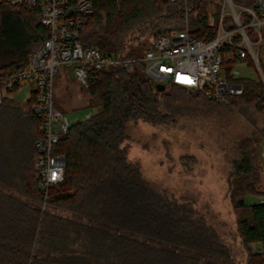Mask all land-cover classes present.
Wrapping results in <instances>:
<instances>
[{
	"label": "trees",
	"instance_id": "16d2710c",
	"mask_svg": "<svg viewBox=\"0 0 264 264\" xmlns=\"http://www.w3.org/2000/svg\"><path fill=\"white\" fill-rule=\"evenodd\" d=\"M74 1V0H70ZM223 0H92L93 12L79 27L78 41L103 53L140 57L159 33L184 26L197 39H210L207 24L213 7L216 19ZM252 6L253 0H232ZM0 12H16L24 31L12 60L0 68L25 65L48 37L37 10L0 2ZM225 18V22L228 21ZM241 22H245L244 15ZM236 58L227 61L225 70ZM254 65L248 57L243 59ZM144 62L88 69V106H97L85 120L70 124L55 152L65 157L63 180L43 202L33 169L34 140L40 120L30 94L23 109L5 97L0 105V264H235L232 249L186 198L156 190L143 177L138 162L123 144L131 122L165 125L198 106L220 104L198 91L169 83L157 91L144 73ZM243 88L227 98L235 108L264 107L261 79L229 78ZM188 93H187V92ZM57 108L58 105L55 101ZM264 135V134H263ZM251 151L241 148L227 179V193L242 208L236 238L244 264H264V203H246L256 193L258 173ZM65 212L67 215L52 210ZM256 244L262 252H252Z\"/></svg>",
	"mask_w": 264,
	"mask_h": 264
},
{
	"label": "built area",
	"instance_id": "2783aa9c",
	"mask_svg": "<svg viewBox=\"0 0 264 264\" xmlns=\"http://www.w3.org/2000/svg\"><path fill=\"white\" fill-rule=\"evenodd\" d=\"M0 2L37 10V21L49 33L29 55L25 65L0 68V105L11 92H18L25 85L30 88L29 95H34L30 109L40 120V134L34 140L33 169L41 190L42 209L46 206L50 189L63 180L65 157L55 152V146L71 124L55 105V82L60 67H69L76 82L86 87L89 68L127 66L140 60L145 64L144 73L154 83L165 86L173 83L226 105L228 97L243 93L241 85L229 81V78L240 77V71L232 67L227 73L226 62L248 57L256 63L264 28V0H253L252 6L223 0L218 19L207 16L208 26L216 28L214 37L207 40L195 38L185 18L183 27L157 34L142 56L127 57L103 53L97 47L84 46L78 41L79 27L93 12L92 0ZM226 14L230 16V22H225ZM242 15L245 17L243 23ZM261 145L264 162V136ZM260 202L264 203V199ZM253 245L255 252H262L256 244Z\"/></svg>",
	"mask_w": 264,
	"mask_h": 264
},
{
	"label": "rangeland",
	"instance_id": "374dc122",
	"mask_svg": "<svg viewBox=\"0 0 264 264\" xmlns=\"http://www.w3.org/2000/svg\"><path fill=\"white\" fill-rule=\"evenodd\" d=\"M212 9L210 6V12L206 14L216 19ZM226 17L230 22V16L226 14ZM23 37L24 31L16 12H0V67L13 59L16 46ZM233 67L240 71L241 77L261 79L264 85V28L257 62L247 65L246 61L239 59ZM61 71L68 79H61ZM55 85L59 109L71 123L85 120L97 111V106H88L89 97L72 79L69 67L59 68ZM29 92L30 88L25 85L20 91L11 92L9 97L25 109ZM126 132L128 139L123 144L128 158L139 163L143 177L158 191L177 199H189L207 223L230 245L235 264H244L245 253L236 238V221L243 209L235 207L237 198L230 200L227 179L241 148L247 147L254 154L252 163L258 173V182L256 193L244 196V200L253 203L264 199V162L261 156L264 107L258 110L254 106L241 109L218 104L198 106L192 109L191 114L165 125L131 122ZM45 209L48 208L45 206L42 210ZM52 211L67 215L57 209ZM250 250L255 252L253 244Z\"/></svg>",
	"mask_w": 264,
	"mask_h": 264
},
{
	"label": "crops",
	"instance_id": "0c3cea01",
	"mask_svg": "<svg viewBox=\"0 0 264 264\" xmlns=\"http://www.w3.org/2000/svg\"><path fill=\"white\" fill-rule=\"evenodd\" d=\"M61 79H68V77L66 76V73L64 72V71H61ZM72 79H74L73 78V76H72ZM74 81H76L75 79H74ZM56 86V85H55ZM80 89L82 90L83 89V86H81L80 85ZM84 92V91H83ZM57 87H55V101H56V103H57V105L60 103V101L58 100V98H57ZM59 102V103H58ZM62 103V102H61ZM58 107H59V105H58ZM258 246V245H257ZM259 247V246H258Z\"/></svg>",
	"mask_w": 264,
	"mask_h": 264
},
{
	"label": "water",
	"instance_id": "95a60500",
	"mask_svg": "<svg viewBox=\"0 0 264 264\" xmlns=\"http://www.w3.org/2000/svg\"><path fill=\"white\" fill-rule=\"evenodd\" d=\"M154 87H155V89H156L157 91H159V92L165 90V85L162 84V83H155Z\"/></svg>",
	"mask_w": 264,
	"mask_h": 264
}]
</instances>
